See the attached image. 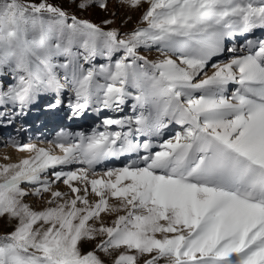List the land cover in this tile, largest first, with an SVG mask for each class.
<instances>
[{"label":"snow or ice","instance_id":"obj_1","mask_svg":"<svg viewBox=\"0 0 264 264\" xmlns=\"http://www.w3.org/2000/svg\"><path fill=\"white\" fill-rule=\"evenodd\" d=\"M13 125L0 264H264V0H0Z\"/></svg>","mask_w":264,"mask_h":264},{"label":"rangeland","instance_id":"obj_2","mask_svg":"<svg viewBox=\"0 0 264 264\" xmlns=\"http://www.w3.org/2000/svg\"><path fill=\"white\" fill-rule=\"evenodd\" d=\"M61 2H64V0H61ZM65 6L67 7V6H70V5L65 3ZM85 15H92L93 18H98L100 15H103V14L102 13H98V12H91V13H85ZM127 26L131 27V25H127ZM258 35H259V33H258ZM142 51H144V50L142 49ZM146 54L152 56V55H155V52L153 50L151 53H146ZM96 62L99 63V62H103V61L98 57ZM65 95H66V93H65ZM45 99H48V97H45ZM128 103L130 104L131 101H129ZM33 117H34V119H32ZM37 119L43 121L44 118H43V116H39L38 117L35 112L32 113L27 118V123H29L31 125V131L21 129L20 133H19L21 139L27 141L29 136H32L33 138H35V133L36 132H40L43 136H50L51 132L53 131V125L52 124H48L46 127L42 128L41 125L39 123H37ZM92 122H94V121H92ZM15 130H16V126L15 125L10 126L8 128H0V153L4 149H6L7 152L11 151L10 150L11 147L8 146V145H5L4 138H5L6 135L14 133ZM16 153L14 152L15 155H12V156H10L8 158L10 160H15V159H17V158H19V157H21V156L26 154V153H23V152H19L17 150H16ZM0 162H7V161H5L4 158L1 157V155H0Z\"/></svg>","mask_w":264,"mask_h":264},{"label":"bare ground","instance_id":"obj_3","mask_svg":"<svg viewBox=\"0 0 264 264\" xmlns=\"http://www.w3.org/2000/svg\"><path fill=\"white\" fill-rule=\"evenodd\" d=\"M257 34H258V33H257ZM33 115H34V114H33ZM32 119H34V117H33ZM10 147H11V146H10ZM10 147H9V148H10ZM10 150H11V151L7 152L6 149H4V150L0 153L1 157L4 158L5 154H7L8 157H10V156H12V155H15L14 152L16 153V150L13 149L12 147H11ZM16 154H17V153H16ZM2 160H3V159H2Z\"/></svg>","mask_w":264,"mask_h":264}]
</instances>
